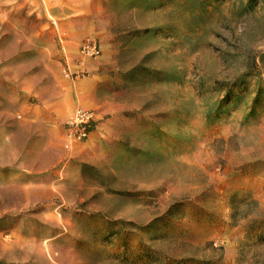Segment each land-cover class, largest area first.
Segmentation results:
<instances>
[{
	"label": "rangeland",
	"instance_id": "rangeland-1",
	"mask_svg": "<svg viewBox=\"0 0 264 264\" xmlns=\"http://www.w3.org/2000/svg\"><path fill=\"white\" fill-rule=\"evenodd\" d=\"M0 264H264V0H0Z\"/></svg>",
	"mask_w": 264,
	"mask_h": 264
},
{
	"label": "built area",
	"instance_id": "built-area-1",
	"mask_svg": "<svg viewBox=\"0 0 264 264\" xmlns=\"http://www.w3.org/2000/svg\"><path fill=\"white\" fill-rule=\"evenodd\" d=\"M82 54L85 56L98 55V47L92 44H86L82 48ZM66 77L69 74H65ZM94 112L92 110L77 109L75 113L66 122V148L72 149V147L84 140H86L92 133L93 125L95 122Z\"/></svg>",
	"mask_w": 264,
	"mask_h": 264
},
{
	"label": "bare ground",
	"instance_id": "bare-ground-1",
	"mask_svg": "<svg viewBox=\"0 0 264 264\" xmlns=\"http://www.w3.org/2000/svg\"><path fill=\"white\" fill-rule=\"evenodd\" d=\"M83 73V72H82Z\"/></svg>",
	"mask_w": 264,
	"mask_h": 264
}]
</instances>
